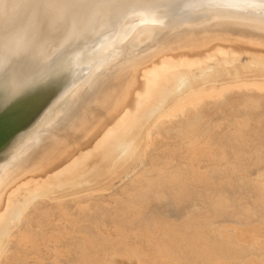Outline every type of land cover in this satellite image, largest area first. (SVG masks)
Listing matches in <instances>:
<instances>
[{"label": "bare ground", "instance_id": "bare-ground-1", "mask_svg": "<svg viewBox=\"0 0 264 264\" xmlns=\"http://www.w3.org/2000/svg\"><path fill=\"white\" fill-rule=\"evenodd\" d=\"M217 2L0 0V264H264V11Z\"/></svg>", "mask_w": 264, "mask_h": 264}, {"label": "rangeland", "instance_id": "rangeland-1", "mask_svg": "<svg viewBox=\"0 0 264 264\" xmlns=\"http://www.w3.org/2000/svg\"><path fill=\"white\" fill-rule=\"evenodd\" d=\"M216 1H218L217 3H223L225 7H228V9H229L228 12L234 13L237 16H239L238 14L247 15L248 10H250L251 8L257 9L259 11H264V7L262 6V3L264 2V0H256L253 2V4L256 3L254 5L247 4L246 0H216ZM213 2H215V0H213ZM253 22H256V20H254ZM130 162H131V159L128 158L125 162L121 163L120 165H118V167L114 168L112 170V173L110 176H108L106 174V176H108L107 178L104 174L101 175V177H99L101 179V181L99 179V182H101V183L107 182L110 177L114 176L115 174L117 175L118 173H120L128 164H130ZM256 172H257V168H255V167H253L250 171L251 175H253V176L256 175ZM178 213H175V212L172 213L171 212L170 214H173L172 216H177ZM226 222L232 223V220L227 219Z\"/></svg>", "mask_w": 264, "mask_h": 264}, {"label": "water", "instance_id": "water-1", "mask_svg": "<svg viewBox=\"0 0 264 264\" xmlns=\"http://www.w3.org/2000/svg\"><path fill=\"white\" fill-rule=\"evenodd\" d=\"M20 124L15 122H5L0 126V148L12 137L13 134L20 131Z\"/></svg>", "mask_w": 264, "mask_h": 264}]
</instances>
